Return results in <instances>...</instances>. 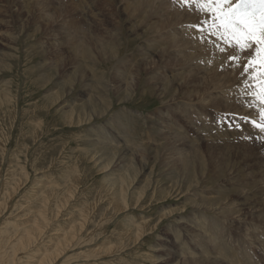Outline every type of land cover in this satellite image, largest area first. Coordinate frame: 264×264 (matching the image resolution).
Here are the masks:
<instances>
[{"label":"rangeland","instance_id":"rangeland-1","mask_svg":"<svg viewBox=\"0 0 264 264\" xmlns=\"http://www.w3.org/2000/svg\"><path fill=\"white\" fill-rule=\"evenodd\" d=\"M179 29L152 0H0V264H264V136L240 119L258 116L229 114L238 71L192 65ZM41 212L49 228L17 252ZM214 237L234 262L213 259Z\"/></svg>","mask_w":264,"mask_h":264},{"label":"bare ground","instance_id":"bare-ground-1","mask_svg":"<svg viewBox=\"0 0 264 264\" xmlns=\"http://www.w3.org/2000/svg\"><path fill=\"white\" fill-rule=\"evenodd\" d=\"M152 3L154 4V5H156V6H158V7H160V8H162L163 10H165L168 14H169V17H171L172 19H174V21L176 22V28H177V30H174L171 34L172 35H174V37H177V36H180V32L178 31V30H180L179 29V27L181 26H183V27H186V30H185V32H189V33H185L186 35H187V37H189V38H192V39H197V41H196V45H195V48H194V50H192L191 51V57H190V59H191V64L192 65H195V66H198V65H202V66H212V65H215V66H218V67H220L222 64H226V65H231V70L232 71H238V72H236L237 73V79L234 81V85L233 86H236L237 85V83L239 82V84H241V85H243V84H247L248 85V88H247V90L246 89H244L243 90V88L242 87H240V89H241V93H242V98H243V100L245 101V102H242L241 100L240 101H237V100H239V98H238V94H237V92L238 91H232L231 90V92H229L228 93V91L230 90V88H231V85H228V87L225 89V90H223L222 92L224 93V98H220V104H226V106L227 107H229V108H231V109H233L234 110V112L233 113H229V114H231V115H234V113L235 114H238L237 113V111L239 110L238 108H240L241 109V111H242V114H238V115H246V114H257V116L259 115V113H260V109L261 108H264V105H261L260 103H259V101L257 100V101H255V102H253L252 101V98H248V96H249V92H253L254 90H256L255 88H254V85H255V82L253 81V80H251L250 79V75L249 76H245V75H242V73H241V69L244 67V63H240V65H239V67H237L235 64H233V62H231L229 59H228V57H229V55L230 54H234L233 53V50L231 49V48H229L227 45H225L224 43H223V41H220V40H217L216 39V37L215 36H211V35H208V36H205V37H203V39H204V43H201V34H198V33H196L193 29L190 31L189 29V27H188V25H190V23H194V24H196V25H199V22L201 21V20H207V21H209V22H211V17L209 16V15H206V14H200V13H198L197 11H195V9L193 8L192 10H189L187 7H181L178 3H174L173 2V0H152ZM178 24H179V27H178ZM201 27H205V25H200ZM181 31H183V29H181ZM178 32H179V34H178ZM209 41L211 42V43H209ZM217 45H219L220 47H223L224 49H225V51L224 52H219L218 51V49H217ZM255 48V46H253V49ZM191 49V48H190ZM189 49V50H190ZM253 49H249V50H247V52H245V53H240L239 54V56H240V60L241 61H243V62H246L249 58H250V56L248 55V52H251L252 53V55H254V51H253ZM148 51H149V49H148ZM206 59H212L213 61H207ZM206 61L205 63H207V64H204V63H202V61ZM223 66V65H222ZM179 77H182V75H179ZM232 86V87H233ZM246 95H248V96H246ZM229 98H231V99H233L234 101L233 102H231V103H229ZM251 101L253 102V103H255L254 105H252V103H251ZM187 108V107H186ZM253 109H256V112H255V110H253ZM228 112H231L230 111V109H228L227 110ZM240 111V112H241ZM191 112V111H190ZM197 112V111H196ZM195 112V113H196ZM181 113V112H180ZM188 113V112H187ZM194 113V114H195ZM190 115V114H189ZM195 116V115H194ZM197 116V115H196ZM200 116H201V114H200ZM132 117V116H131ZM199 116H197V118H198ZM136 118V117H135ZM135 118H133L132 119V121L134 122V119ZM183 118V117H182ZM192 118V117H191ZM194 118H196V117H194ZM200 118V117H199ZM234 118H236V117H234ZM92 119H93V115H88V117H87V119L85 120V122L86 123H88V125H89V123H91V121H92ZM180 119V118H179ZM190 119V118H189ZM191 120V119H190ZM194 120V119H193ZM199 120V119H198ZM131 121V122H132ZM183 121V120H182ZM197 121V120H196ZM129 122V121H128ZM131 122H129V123H131ZM200 122V121H199ZM206 123H207V121H205ZM219 122V121H218ZM75 123L76 124H78V125H80L81 123H83V120H82V118H80V117H77L76 119H75ZM74 123V124H75ZM120 123H122V122H120ZM142 123V122H141ZM190 123V122H189ZM195 123V122H194ZM193 123V124H194ZM212 123V122H211ZM135 124H138V123H134L133 125H135ZM191 124H192V122H191ZM203 124V123H202ZM202 124H201V126H202ZM219 124H222V123H219ZM218 124V125H219ZM87 125V124H86ZM145 125V124H144ZM159 125H160V123H159ZM207 125V124H206ZM215 125V124H214ZM121 126H122V124H121ZM130 126H131V124H130ZM137 126V125H136ZM141 126V125H140ZM163 126V125H162ZM193 126H195V125H193ZM207 126H209V125H207ZM161 127V126H160ZM172 127V126H171ZM215 127V126H214ZM218 127V126H217ZM123 128V127H122ZM168 128V127H167ZM196 128H198V127H196ZM202 128V127H201ZM127 129H129V127L127 128ZM133 129H134V127H133ZM174 129V128H173ZM176 129V128H175ZM208 129V128H207ZM214 129V128H213ZM126 130V129H125ZM170 130V129H169ZM210 130V129H209ZM132 131V130H131ZM134 131V130H133ZM198 131V130H197ZM196 130H195V132H197ZM207 131V130H206ZM205 131V132H206ZM136 132H137V130H136ZM177 132V131H176ZM175 132V134H176V137H177V140L178 139H181V137L179 136V135H181V134H179V133H176ZM202 132V131H201ZM205 132H204V134H205ZM125 133V132H124ZM160 133L161 134H163V135H166L167 137H169V138H171V139H173V138H176V137H174L173 135H170V136H168V133H167V131L166 130H164V129H162V128H160ZM253 133H258V131H256V130H243V132H242V135L244 136V135H251V134H253ZM261 133V132H260ZM123 134V133H122ZM126 134V133H125ZM169 134H170V132H169ZM173 134H174V132H173ZM183 134H185V133H183ZM195 134V133H194ZM124 135V134H123ZM219 135V134H218ZM261 135H262V133H261ZM128 136H130V134L128 135ZM127 136V137H128ZM133 136V135H132ZM186 135H184L182 138H183V140L184 139H187V140H189L190 141V139L189 138H187V137H185ZM196 136V135H195ZM202 136V135H201ZM209 136H210V134H209ZM221 136V135H220ZM126 137V136H125ZM134 137V136H133ZM136 137V136H135ZM134 137V138H135ZM192 137L193 138H191V139H193L194 140V136H193V134H192ZM215 138V137H217L218 138V136H215L214 137V135H212L211 134V136H210V138ZM227 137V138H226ZM229 137L230 136H226V135H224V136H222V137H219V139H222V138H226V139H229ZM115 138V137H114ZM117 138V137H116ZM132 138V137H131ZM196 138V137H195ZM112 139V138H111ZM120 139V138H119ZM123 139H124V137H123ZM115 140V139H114ZM138 140V139H137ZM120 141V140H119ZM125 141H128V139L127 140H125ZM113 142V141H112ZM117 142V141H116ZM124 142V141H123ZM126 143V142H125ZM139 143V142H138ZM137 143V144H138ZM115 144V143H114ZM117 144V143H116ZM118 144H119V142H118ZM140 144V143H139ZM111 145V144H110ZM132 145H133V147L135 148V143H132ZM108 146V145H107ZM137 147L139 148V150H144V148H142V146H140V145H137ZM126 148H127V145H119V148H116V150H118V152H123V153H125V154H128V150H126ZM132 148V147H131ZM131 150V149H130ZM137 150V149H136ZM135 152V151H134ZM138 153H140V157L142 158V159H144V158H146V156L145 155H142L143 154V152H138ZM136 154H137V152H136ZM97 155V154H96ZM96 155H93V156H91L90 157V159L91 160H94V159H96ZM103 160L102 159H98V162H102ZM115 160L113 159V160H111V161H109V163L107 164V167H110L112 164H113V162H114ZM142 161V160H141ZM124 176V178L126 179V180H124L123 182H121L120 183V187H127V185H128V187L130 186L129 185V183H134V179L137 177V173L136 172H133L132 170H131V166H127V167H125V172H124V174H123ZM78 177V176H77ZM77 177L74 179V181H73V179H72V183H70L69 185H70V189H69V191L67 192V195H73V194H75V192L78 190V179H77ZM20 185V184H19ZM132 186V185H131ZM12 187H13V185H12ZM19 188H20V186H18ZM23 188V187H22ZM80 188V187H79ZM20 191V190H19ZM154 194V193H153ZM64 196H66V195H64ZM153 196V195H152ZM67 197V196H66ZM69 197V196H68ZM67 197V198H68ZM66 198V199H67ZM143 197H141L140 199H138L137 200V202L139 201V200H141ZM65 199V198H64ZM69 199V198H68ZM63 200V199H62ZM61 200V201H62ZM110 203L111 204H114V203H120V204H123V207H125L126 206V204H125V198H124V196H123V193H118V194H116V195H114L113 197H111L110 199ZM143 202V201H142ZM251 202V201H250ZM57 203V202H56ZM56 203H55V205H56ZM136 203V202H135ZM139 203H141V201L140 202H138V204ZM49 205H48V207L51 205V201H49V203H48ZM60 204H62V203H60ZM64 204V203H63ZM137 204V205H138ZM247 205V204H246ZM245 205V206H246ZM69 206V205H68ZM258 206V199H254L253 200V203L250 205V207H252L253 209H259V207H257ZM64 207V206H63ZM44 208L45 209H43L44 211H46V210H50V208L49 209H47V207H46V205H44ZM51 208H52V206H51ZM60 208V207H59ZM205 209V208H204ZM244 209V208H243ZM249 209V208H248ZM247 209V210H248ZM52 210V209H51ZM54 210V209H53ZM199 210V214L201 215L202 214V212H204V211H202L201 209H198ZM208 210H210V209H208ZM207 210V211H208ZM211 211V210H210ZM252 211V210H251ZM254 211V210H253ZM258 211V210H257ZM251 214V213H250ZM262 215L261 216H264V212H262L261 213ZM54 215H56V214H54ZM58 215V214H57ZM49 216V215H48ZM204 216V215H203ZM253 216H254V218L257 216V217H260V215L259 214H257V212L255 211L254 213H253ZM54 217V216H53ZM56 218V217H55ZM48 217L46 216V214L44 213V212H41L40 214H39V217L36 219V222H37V224H36V226L35 227H33V228H31L30 230H28L27 232H25V233H22V234H24V237L23 238H21L20 240H18V242H19V245H18V250H16L17 252L18 251H24L25 250V248L27 247V245H31L33 242H34V240H35V237L37 236V235H42L43 233H44V229H45V226H47V224H49L48 223ZM259 219V218H258ZM51 220V219H50ZM87 220H88V217H86L85 219H84V222H87ZM202 220H204V219H202ZM251 220H253V218H251ZM260 220V219H259ZM262 220H263V218H262ZM262 220H260V221H262ZM255 221V220H254ZM253 221V222H254ZM256 222V221H255ZM263 223V222H262ZM85 224V223H84ZM260 224V225H259ZM258 224V226H251L252 227V229H257V230H259L260 231V233H262L263 235H259L258 237L260 238V236H261V240H264V239H262V238H264V237H262V236H264V225H261V223H259ZM50 225V224H49ZM184 225L185 224H182V220H180L179 222H177V226L179 227V228H183L184 227ZM253 225H256V224H253ZM209 226V225H208ZM48 227V226H47ZM211 227H213V226H211ZM250 227V228H251ZM49 228V227H48ZM186 228V227H185ZM220 229V228H219ZM234 229H236V228H234ZM221 231V230H220ZM228 231V230H227ZM231 231V230H230ZM247 231H249V229H247ZM259 231H258V233H259ZM209 232H211V229H209ZM216 232V231H215ZM232 232V231H231ZM235 232V231H234ZM245 232V231H244ZM48 233H49V231H48ZM224 233V232H223ZM241 233V232H240ZM249 233H251V232H249ZM252 233H256L257 235H258V233L257 232H253L252 231ZM27 234V235H26ZM47 234V233H46ZM243 234V233H242ZM212 235V234H211ZM216 235V234H215ZM250 236H251V234H249ZM256 235V236H257ZM76 236V235H75ZM248 236V235H247ZM256 236H253V237H255V239H256ZM73 237V236H72ZM250 238V237H249ZM256 239L257 241V243H260L259 241H261L260 239ZM8 239V238H7ZM71 239H73V238H71ZM226 239V238H225ZM240 239V238H239ZM238 239V240H239ZM251 240H253L252 239V236H251V238H250ZM39 240V239H38ZM76 240V239H75ZM211 240V239H210ZM259 240V241H258ZM0 241H1V239H0ZM14 241V240H13ZM15 241H17V240H15ZM68 241V240H67ZM70 241V240H69ZM213 241L215 242V245L217 246V248H215L216 249V252L218 253V255L217 256H223V258L221 257V258H218L216 255H215V253H213L212 252V254H214L213 255V259L214 258H216V259H222V260H224V261H226V263H231V262H234V257L236 256L234 253H230L231 252V249L229 248V249H227L228 248V246H226L225 244H222L221 242H218L219 241V239L217 238H213ZM36 242V241H35ZM71 242V241H70ZM193 242V241H192ZM195 242V241H194ZM193 242V243H194ZM225 242V241H224ZM241 242V241H240ZM245 243H246V240L244 241ZM248 242V241H247ZM253 242V241H252ZM1 243H4V242H2L1 241ZM0 243V244H1ZM16 243V242H15ZM38 243H39V241H38ZM14 244V243H13ZM13 244H11V246L13 247ZM17 244V243H16ZM220 244H222L223 245V247H224V250H226V252L224 251V250H222V249H220ZM263 244V243H262ZM15 246V245H14ZM32 246V245H31ZM70 246V245H69ZM187 246V245H186ZM236 246V245H235ZM75 247V246H74ZM185 247V246H184ZM184 247L181 249V253L183 254V249H184ZM192 247V246H191ZM194 247V246H193ZM239 247V246H238ZM242 247V246H241ZM31 248V247H30ZM71 248V247H70ZM237 248V247H236ZM243 248V247H242ZM13 249V248H12ZM32 249V248H31ZM59 249V248H58ZM206 249V248H205ZM245 249V248H244ZM26 250H29V249H26ZM62 250V249H61ZM67 250V249H66ZM185 251H186V249H184ZM187 250H189V249H187ZM214 251V250H213ZM12 252V251H11ZM63 252H65V251H63ZM179 252H180V249H179ZM204 252V251H203ZM56 253H59V250H58V252H57V250H56ZM185 253V252H184ZM187 253H188V251H187ZM209 253V252H208ZM216 253V254H217ZM263 253H264V251H263ZM14 254V253H13ZM20 254V253H19ZM59 254H61V253H59ZM68 254V253H67ZM211 254V255H212ZM15 255H16V253H15ZM18 255V254H17ZM208 255V254H207ZM245 255H247V256H249L248 254H245ZM46 256V255H45ZM63 256V255H62ZM68 256V255H67ZM202 256H205V255H200V257L202 258V259H205L204 257H202ZM215 256V257H214ZM252 256V255H251ZM16 257H18V256H16ZM49 257H55V255L54 256H49ZM49 257H47V258H49ZM58 257V256H57ZM243 256H241V258H242ZM250 257V256H249ZM46 258V257H45ZM63 258V257H62ZM240 258V259H241ZM60 259V258H59ZM65 259H67V257L65 258ZM212 259V260H213ZM215 259V260H216ZM239 259V260H240ZM244 259V258H243ZM242 259V260H243ZM249 259V258H248ZM252 259H253V256H252ZM251 259V260H252ZM237 260H238V258H237ZM237 260H236V262H237ZM42 261H43V259H42ZM44 261H46V259L44 260ZM50 260H48V262H49ZM53 261V260H52ZM51 261V262H52ZM206 261V260H205ZM0 262H1V257H0ZM239 263V262H238ZM252 263V262H251ZM172 264V263H171ZM177 264H179V263H177Z\"/></svg>","mask_w":264,"mask_h":264},{"label":"snow or ice","instance_id":"snow-or-ice-1","mask_svg":"<svg viewBox=\"0 0 264 264\" xmlns=\"http://www.w3.org/2000/svg\"><path fill=\"white\" fill-rule=\"evenodd\" d=\"M173 2L189 10L194 8L198 13L211 17V22L201 20L199 25L190 24L188 27L195 28L201 33V43L205 42L203 37L211 35L233 50L234 54H230L228 59L237 67L244 63L242 75H250V79L255 82L256 90L251 95L264 105V0H236L235 3L233 0H173ZM205 24L208 26H200ZM216 47L219 52L225 51L219 45ZM249 49H253L254 55L248 52L250 58L246 62L241 61L239 54ZM247 88L248 85L245 84V89ZM259 115V123L249 121L248 117L240 119L245 123H251L253 128L264 133V108L260 109ZM248 138L250 137H245Z\"/></svg>","mask_w":264,"mask_h":264}]
</instances>
